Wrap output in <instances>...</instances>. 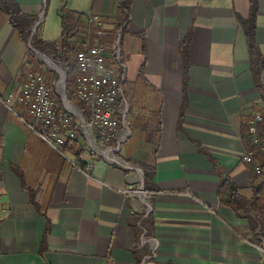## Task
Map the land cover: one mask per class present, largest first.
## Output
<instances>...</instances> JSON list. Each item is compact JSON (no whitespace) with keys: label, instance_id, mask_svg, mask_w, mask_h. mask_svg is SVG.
Listing matches in <instances>:
<instances>
[{"label":"crops","instance_id":"crops-1","mask_svg":"<svg viewBox=\"0 0 264 264\" xmlns=\"http://www.w3.org/2000/svg\"><path fill=\"white\" fill-rule=\"evenodd\" d=\"M10 1L34 18L32 33L49 18L38 41L62 36L61 8L99 14L110 43L127 31L126 85L139 94L131 91L132 135L117 156L154 167L161 192L146 216L147 203L125 194L142 184L136 168L87 153L85 173L77 150L64 157L32 130L29 112L20 117L22 104L9 110L5 99L40 66L0 11V264H144L151 250L139 245L141 227L157 242L158 264H264V198L254 165L242 162L247 121L264 113V0L254 53L240 23L251 0H132L128 19L126 0ZM227 177L248 215L219 199Z\"/></svg>","mask_w":264,"mask_h":264},{"label":"built area","instance_id":"built-area-1","mask_svg":"<svg viewBox=\"0 0 264 264\" xmlns=\"http://www.w3.org/2000/svg\"><path fill=\"white\" fill-rule=\"evenodd\" d=\"M60 13L65 17L68 15L65 8H61ZM85 16L87 29L82 49L77 55L80 75L75 82L76 96L84 105V110L74 104L68 95L67 74L60 67H51L47 60L44 62L53 72L58 73L60 78L53 83L45 74L28 70L17 83V89L8 95L4 103L10 111L16 110L22 104L20 117L24 118V114L29 112L34 118L31 123L32 130L54 151L66 157V149L77 150L78 161L75 166L83 172L89 173L93 167L92 162L88 163L85 157L87 153H96L108 159L111 164L118 163L127 170H133L136 166L117 156L123 144L132 135L128 120L130 104L125 96V66L124 76L111 69L116 62H121V52L116 41L108 42L111 33L106 27L107 22L91 11L85 13ZM118 35L121 37L120 33ZM28 44L33 48L30 41ZM112 61V66L108 68L107 62ZM123 102L125 108H121ZM247 126L248 139L242 162L254 165L264 197V113H255L247 121ZM135 170L143 182L144 172L140 168ZM138 187L134 189L135 187L130 185L125 194L128 197L138 196L146 202L148 216L153 212L149 195L142 184ZM141 229L143 235L139 245H148L151 250L144 259V264H158L157 242L149 235L148 230L144 227Z\"/></svg>","mask_w":264,"mask_h":264},{"label":"trees","instance_id":"trees-1","mask_svg":"<svg viewBox=\"0 0 264 264\" xmlns=\"http://www.w3.org/2000/svg\"><path fill=\"white\" fill-rule=\"evenodd\" d=\"M131 1L132 0H126L125 3L120 6L121 12L126 15L127 19L129 17L128 10L131 5ZM257 1L258 0H251L250 16L248 18L240 19V23L243 24L245 28V36L247 38L248 47L251 53L256 52V48H257V43L255 38V34H256L255 20H256V14L258 12ZM0 11H2L6 16H8L13 27H15V29L22 34V37L28 41L32 34V30H33L32 26L34 24V18L22 13L20 11V8H18L13 3V1L10 0H0ZM85 17H86L85 14L84 15L82 14L79 15V17L74 18L70 16V14L68 13L67 17L63 16V21H62L63 33L58 40H53L51 42L48 41L42 42V40L41 41L37 40L36 41L37 45L33 44L35 40L34 37L32 41L33 47L36 51L50 58L53 62H55L56 65H58L63 71L67 73L66 86L68 87V92L69 89L71 88L70 87L71 85L75 87L76 79L80 75L78 69L77 55L78 52L82 49L83 39L85 36L84 34L87 29L86 26L84 27ZM30 55L36 56L33 50H30ZM121 63H122V56H121ZM122 65L124 66L125 63L124 64L122 63ZM124 75H125V71L122 68L120 69V76H124ZM56 76H58V74H56ZM187 81H188V75L185 74V83H187ZM78 105L82 110H84V105L80 101H78ZM121 108H125L124 102L121 103ZM140 167L141 170L144 172V181H145L144 187H146V191L149 195V201L153 205L154 197L158 196L159 193L161 192V189L154 184V177L156 175L155 168L147 165H141ZM256 177L258 181L257 174ZM222 185L223 186L219 190V199H221V202L225 206L230 207L236 213H239L240 215H241L240 212H243L246 215H248L249 214L248 212L251 210L250 207L251 204L250 202L246 201L245 199H243V197L240 196L239 188L237 187L236 184H234L233 180L227 177L224 179ZM258 187L259 188L256 193L257 197L258 198L262 197L263 199L264 197L262 193V188L260 185ZM254 212L256 213L255 209ZM151 214L152 213H150L149 216H151ZM256 218H257L256 220L258 221L257 225L262 227L260 233L264 234V211L259 218L258 217ZM145 229L148 230V227H145Z\"/></svg>","mask_w":264,"mask_h":264},{"label":"rangeland","instance_id":"rangeland-1","mask_svg":"<svg viewBox=\"0 0 264 264\" xmlns=\"http://www.w3.org/2000/svg\"><path fill=\"white\" fill-rule=\"evenodd\" d=\"M80 15H82V14H80ZM84 15V14H83ZM70 16H73L71 13H70ZM41 24H38V25H36V27L35 28H37V31L36 32H33L32 34H31V37H30V39L28 40V42L30 41V43L32 44V41H33V37L35 38V40H34V42H33V44H35V45H37L36 44V41L39 39V36L41 35V27L42 26H47V25H50V23H49V18H48V20H47V22L45 23V24H42V26H40ZM119 31H122L123 33H122V36L121 37H119V35H118V32ZM119 31H117L116 32V36H115V41L117 42V45H118V48H119V50H120V52H121V56H122V63L124 64L125 62H126V59H127V45H126V39H127V31H125V30H119ZM42 42H45V40H43ZM32 44V45H33ZM34 49V47L32 48V47H30V50H33ZM36 57L37 58H35V57H33V59H34V61H35V64L39 67V72H41V73H43V74H45L46 76H47V78H48V80L49 81H51V82H53V83H55L56 82V79L58 80L59 78H60V76H59V74L58 73H56V72H53V70H51V68H49V66L44 62V60H47L48 61V64L50 63V66L51 67H53L54 65H53V63H55V62H53L52 60H49V59H47V58H44V56L42 57L41 56V54L39 53V54H36ZM52 61V62H51ZM122 63L121 62H116V65H113L112 66V64H113V61L112 62H107V66H108V68H110L111 66H112V70L113 71H115V72H120V69H122L124 66L122 65ZM57 67H59L58 65H57ZM63 72H65V71H63ZM58 74V76H56L55 74ZM66 73V72H65ZM67 74V73H66ZM129 85V86H128ZM128 85H126V83H125V96L127 97V100H129V104H130V110H129V113L128 114H130L129 115V123H131V118H132V113H133V111L135 110V107H134V101L132 100L133 99V93H132V98H131V91L132 92H134V91H136L137 92V94H139V91L136 89V83L134 82V83H130L129 82V84ZM135 86V87H134ZM71 88L69 89V93H68V95L70 96V98L72 99V101L74 102V104H78V98H77V96H76V88L73 86V85H71L70 86ZM136 100H138L139 102H138V104L140 103V101H141V104L143 103V101L141 100V99H139L138 98V96H137V99ZM38 128H40V125L39 124H37L36 125ZM130 127V126H129ZM131 129V128H130ZM131 140H135V141H137V139H132L131 138ZM82 143L84 144L85 143V141H84V139H82Z\"/></svg>","mask_w":264,"mask_h":264},{"label":"water","instance_id":"water-1","mask_svg":"<svg viewBox=\"0 0 264 264\" xmlns=\"http://www.w3.org/2000/svg\"><path fill=\"white\" fill-rule=\"evenodd\" d=\"M33 50H34V52L37 53V54L40 53V52L36 51L35 49H33ZM40 54H41L42 57L44 56V58H47V59L51 60L50 58H48V57L45 56L44 54H42V53H40ZM51 62H52V61H51ZM53 65L57 66L55 63H53ZM142 185H143V187H144V180H143V182H142Z\"/></svg>","mask_w":264,"mask_h":264},{"label":"clouds","instance_id":"clouds-1","mask_svg":"<svg viewBox=\"0 0 264 264\" xmlns=\"http://www.w3.org/2000/svg\"><path fill=\"white\" fill-rule=\"evenodd\" d=\"M121 35V34H120ZM34 51V50H33Z\"/></svg>","mask_w":264,"mask_h":264}]
</instances>
